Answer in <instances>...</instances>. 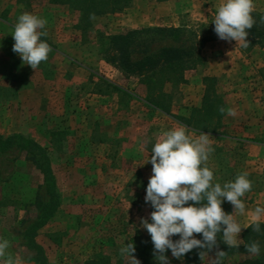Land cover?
<instances>
[{"label": "rangeland", "instance_id": "1", "mask_svg": "<svg viewBox=\"0 0 264 264\" xmlns=\"http://www.w3.org/2000/svg\"><path fill=\"white\" fill-rule=\"evenodd\" d=\"M20 1L0 0V134H21L41 145L55 173L59 206L37 230L35 241L48 264H79L98 255L111 264H126L118 251L124 239L125 244L145 242L153 249L140 224L153 210L144 200L152 175L146 163L152 144L162 131L183 124L150 108L144 100L156 89L125 75L119 64L107 60L105 50L111 36L139 28L207 33L220 0H133L121 12L94 17L85 29L80 14L68 5ZM254 11L264 12V0H254ZM24 12L47 21L42 30L47 35L41 39L51 51L35 70L12 51L13 26ZM246 40L247 48L218 37L207 42L202 63L184 73L185 82L164 89L172 94L171 113L189 117L202 105L204 78L216 79L225 108H233L235 115L225 114L209 135L214 151L207 166L221 184L247 172L252 189L242 200L245 213H251L264 206V47ZM170 44L157 41L153 49ZM102 78L131 96L108 88ZM29 189L48 201L43 175L27 154L14 147L0 155V237L9 240L7 252L16 264H41L24 237L41 214ZM221 207L233 212L229 202ZM240 215L235 213L234 219L243 230L250 219ZM261 249L264 256V245ZM165 255L170 264H183L170 251ZM212 259L215 255L206 257Z\"/></svg>", "mask_w": 264, "mask_h": 264}, {"label": "clouds", "instance_id": "2", "mask_svg": "<svg viewBox=\"0 0 264 264\" xmlns=\"http://www.w3.org/2000/svg\"><path fill=\"white\" fill-rule=\"evenodd\" d=\"M253 11L254 0H220L211 20L214 33L220 40L235 41L247 48V30L255 23ZM261 19L264 20V16ZM46 23L44 18L24 12L13 26L12 51L33 70L48 59L51 51L49 44L41 39L47 35L42 31ZM218 111L235 115L230 107H220ZM213 151L208 134L200 132L193 138L184 125L162 131L152 144L146 162L151 164L152 175L144 200L153 210L148 219L141 218L140 224L150 235L158 264H170L166 251H170L173 258L182 259L193 249H201L202 258L217 247L218 234L228 247H238L242 242L238 239L242 226L234 219V214L246 212L242 197L252 189V181L247 172H240L223 184L214 182V173L207 166ZM223 202L233 206L231 214L222 209ZM250 212L251 228L260 232L264 206H256ZM194 234H200V238ZM174 236L178 238L173 240ZM125 240L118 250L120 255L126 258V264H140L133 255V243L130 240L125 244ZM244 247L252 256H259L262 251L258 241ZM8 248L9 240L0 237V264H16ZM224 254L217 251L213 264H221Z\"/></svg>", "mask_w": 264, "mask_h": 264}, {"label": "trees", "instance_id": "3", "mask_svg": "<svg viewBox=\"0 0 264 264\" xmlns=\"http://www.w3.org/2000/svg\"><path fill=\"white\" fill-rule=\"evenodd\" d=\"M35 1L38 0H21L20 2L31 5ZM132 1L48 0V3L53 5H68L76 10L80 14V27L85 29L91 25V20L94 17L121 12ZM252 15L255 23L251 29L247 30V38L251 41L252 46L259 45L260 47H264V20L261 19L264 16V12L253 11ZM213 28L214 25H211L207 33L200 34L185 28L157 27L129 30L123 34L111 36L105 53L109 56L107 60L119 64L125 75L140 78L142 83L156 89L151 97L144 100L150 108L176 118L196 134L203 132L213 135L221 126L225 116V114H221L218 111L220 107H225V103L217 92L216 79L214 77L207 76L204 78L205 92L202 105L201 107L193 108L189 117L175 116L171 113L172 94L166 92L164 89L166 85L176 88L179 84L184 83V73L187 70L195 69L202 63V47L217 37ZM166 40H170L172 44L161 46L159 49H153L154 43ZM136 54L139 57L135 58ZM101 80L113 91H117L125 96H131L124 88L111 83L107 79L102 78ZM55 134L53 133V135ZM14 147L27 154L34 166L43 175L48 201L44 203L37 191L29 189L36 196L31 202L34 207L40 209L41 214L37 216V222L25 230L24 237L27 239V245L37 251L41 264H48L44 250L35 241V237L37 230L49 221L59 206L60 195L57 190L55 173L49 161L47 151L41 145L21 134H13L9 137H4L0 134V155L10 151ZM260 223V232H254L250 225L243 231L242 242L238 247H228L222 242L218 234L217 247L213 248L212 251L205 254L202 258L200 252L203 250L193 249L183 256V264H213V261H207L206 257L211 254L216 256L217 251L225 252L221 264H264V256L261 254L259 256L249 255L244 247V244L252 241H258L260 245H264V222ZM194 236L200 238V234H194ZM177 238L178 236H174L173 240ZM133 245L135 247L133 255L140 261V264H154V256L151 254L153 249L150 250L145 242ZM79 264L111 263L103 255H98Z\"/></svg>", "mask_w": 264, "mask_h": 264}, {"label": "crops", "instance_id": "4", "mask_svg": "<svg viewBox=\"0 0 264 264\" xmlns=\"http://www.w3.org/2000/svg\"><path fill=\"white\" fill-rule=\"evenodd\" d=\"M250 215H251V213H244V214H242L240 216H242V218L244 219V221L245 220L248 221L250 219ZM261 222H264V221L261 220ZM249 225H250V221H248V223L245 225V227H244L243 230H245Z\"/></svg>", "mask_w": 264, "mask_h": 264}]
</instances>
